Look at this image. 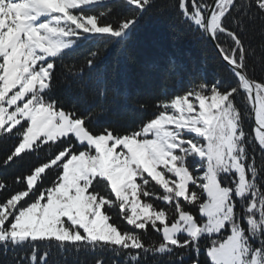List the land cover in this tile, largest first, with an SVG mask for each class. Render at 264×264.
Masks as SVG:
<instances>
[{
  "label": "snow or ice",
  "instance_id": "obj_1",
  "mask_svg": "<svg viewBox=\"0 0 264 264\" xmlns=\"http://www.w3.org/2000/svg\"><path fill=\"white\" fill-rule=\"evenodd\" d=\"M149 9L212 41L231 83L201 78L124 123L127 94L92 86L102 50L75 53L90 38L125 53ZM70 257L264 264V0H0V264Z\"/></svg>",
  "mask_w": 264,
  "mask_h": 264
},
{
  "label": "trees",
  "instance_id": "obj_2",
  "mask_svg": "<svg viewBox=\"0 0 264 264\" xmlns=\"http://www.w3.org/2000/svg\"><path fill=\"white\" fill-rule=\"evenodd\" d=\"M156 2L159 4L161 0ZM170 24L169 19L158 17L154 9H149L133 29L125 53L111 46L105 49L104 41L91 38L82 41L76 49L75 55L81 58L90 50L96 48L102 50L97 71L102 73L103 81L100 84L93 83L92 86L106 85L109 90L117 88L127 94V110L123 104L113 106L117 114H123L124 123L132 121L138 123L150 118L155 111V101L165 92L168 96L181 93L201 78L209 82L219 81L224 86L231 83L230 74L209 40H198L183 26L174 30ZM253 43H258V39ZM170 61H175L176 72L165 82L163 70L168 67ZM61 73L62 62L57 61L55 94L65 101L66 107H69L78 101L79 95L63 86L60 81ZM137 102H144L146 108L134 111L133 107ZM98 126H105L103 119ZM251 126L250 120L245 121L246 132L251 131ZM12 171V169L8 170L10 173ZM152 237L155 238V234H152ZM200 259L201 261L205 259L203 252L200 254ZM71 261L70 257L69 264Z\"/></svg>",
  "mask_w": 264,
  "mask_h": 264
},
{
  "label": "water",
  "instance_id": "obj_3",
  "mask_svg": "<svg viewBox=\"0 0 264 264\" xmlns=\"http://www.w3.org/2000/svg\"><path fill=\"white\" fill-rule=\"evenodd\" d=\"M209 41H210V40H209ZM210 43H211V45L213 46L215 52L219 55V53L217 52V50H216V48H215V46H214V43H213L212 41H210ZM219 57H220V56H219Z\"/></svg>",
  "mask_w": 264,
  "mask_h": 264
}]
</instances>
